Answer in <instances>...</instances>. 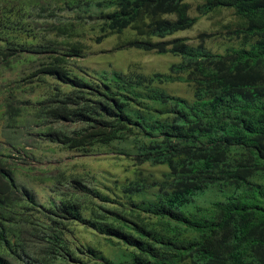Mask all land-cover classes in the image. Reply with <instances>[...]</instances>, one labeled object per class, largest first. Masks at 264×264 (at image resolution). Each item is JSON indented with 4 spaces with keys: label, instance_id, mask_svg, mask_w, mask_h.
<instances>
[{
    "label": "trees",
    "instance_id": "16d2710c",
    "mask_svg": "<svg viewBox=\"0 0 264 264\" xmlns=\"http://www.w3.org/2000/svg\"><path fill=\"white\" fill-rule=\"evenodd\" d=\"M200 1L201 14L234 9L237 33L255 42L214 54L202 43L166 40L195 23L187 0H0V107L12 124L26 117L64 149L117 147L138 163L168 167L166 186L120 185L126 197L142 199L126 209L105 204L109 196L79 177L39 203L0 159V264H118L72 244L74 223L119 242L125 264H264V184L256 180L264 174V0ZM91 23L97 42L133 31L119 49L183 60L166 73L79 74L70 58L82 54ZM23 62L37 64L4 77ZM175 81L193 84L192 101L157 86ZM211 187L221 199L193 204Z\"/></svg>",
    "mask_w": 264,
    "mask_h": 264
},
{
    "label": "rangeland",
    "instance_id": "374dc122",
    "mask_svg": "<svg viewBox=\"0 0 264 264\" xmlns=\"http://www.w3.org/2000/svg\"><path fill=\"white\" fill-rule=\"evenodd\" d=\"M191 8L190 16L196 17L195 23L188 29L175 32L166 37L185 39L190 46L200 43L214 54H225L230 49H248L255 41L245 40L237 33L239 18L232 8H219L206 14L196 9L200 0H187ZM95 21L94 19L88 22ZM98 28L91 23L85 26L81 36L85 48L80 56L71 57L73 71L79 74H90L100 70H119L127 73L152 74L166 73L170 66L183 60L181 55L172 53L160 54L155 51H144L136 48L119 49L117 43L129 39L133 31L113 34L97 42L95 37ZM37 62H23L17 68L6 73L9 80L17 78L22 72ZM53 83V79L48 80ZM170 95L193 100V84L187 81H175L157 85ZM48 84L40 85L37 93H44ZM32 97V95L30 96ZM117 147H104L98 152L68 150L59 144L50 142L38 134V128L26 117H21L16 124L7 118L6 109L0 107V159L6 166L13 169V177L20 190L31 191L42 204H49L51 198L59 195L69 183L71 177H79L89 187H96L101 193L107 194V205L120 208H133L139 203L140 197L128 198L120 191L119 186L132 181L146 183H165L163 173L168 171L166 165L151 162L138 163L134 154L117 153ZM263 172L258 173L256 180L264 184ZM157 187L147 189L145 196L152 198ZM221 191L215 187L208 188L194 198L193 204L209 205L211 201L221 199ZM142 216L155 220L149 213L141 212ZM72 244H82L100 251L103 255L118 264H125L121 258L122 245L116 240L106 238L87 226L74 223L68 235Z\"/></svg>",
    "mask_w": 264,
    "mask_h": 264
}]
</instances>
